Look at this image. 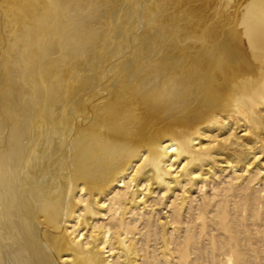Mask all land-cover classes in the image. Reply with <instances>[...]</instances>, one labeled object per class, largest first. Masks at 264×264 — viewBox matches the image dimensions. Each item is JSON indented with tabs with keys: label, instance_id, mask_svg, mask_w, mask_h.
<instances>
[{
	"label": "bare ground",
	"instance_id": "6f19581e",
	"mask_svg": "<svg viewBox=\"0 0 264 264\" xmlns=\"http://www.w3.org/2000/svg\"><path fill=\"white\" fill-rule=\"evenodd\" d=\"M62 1L63 14L83 5V0ZM204 5L182 12L173 46L158 47L156 36L162 38L167 29L154 30L149 41L138 39L130 54L106 71L88 65L94 55L86 46L89 30L77 23L63 26L65 52L46 79L33 75L39 91L31 98L18 93L15 73L27 62V72L34 74L33 67L54 52L51 35L34 39L35 31L28 30L11 36L0 97V264H106L100 242L87 247L65 228L75 211L73 191L89 196L87 225L100 197L141 156L146 155L144 166L135 174L155 181L159 166L176 157L188 164L189 156L199 155L192 149L205 128L224 126L235 113L255 112L264 99V0ZM55 11L48 9L45 21ZM96 82L102 92L94 84L83 93ZM221 150L216 153L230 162ZM101 236L97 231L95 240Z\"/></svg>",
	"mask_w": 264,
	"mask_h": 264
},
{
	"label": "rangeland",
	"instance_id": "374dc122",
	"mask_svg": "<svg viewBox=\"0 0 264 264\" xmlns=\"http://www.w3.org/2000/svg\"><path fill=\"white\" fill-rule=\"evenodd\" d=\"M32 1L36 0H0V97L4 68L10 65L12 35L28 30L35 31L31 33L34 39L48 36L46 32L51 35L54 52L41 59L38 68L33 67L34 74L27 72V62L20 63V71L15 73L18 93L31 98L39 91L34 89V80L38 76L46 79L50 69L55 68V59L65 52L60 36L63 26L77 23L89 30L86 46L94 55L88 65H99L106 71L109 65L126 58L139 44L138 39L140 43H145V38L149 41L154 30H168L162 38L156 36L158 47L173 46L178 20L186 8L204 3L208 9L215 2L83 0L82 6L63 14L62 0H37L35 6ZM16 5L24 9L17 10ZM53 8L54 18L48 16L50 21H45L48 9ZM44 24L48 25L47 31ZM94 84L95 91L102 92L101 84L96 82L87 84L83 93L91 91ZM228 117L224 126L205 128L204 134L198 136L199 143L192 151L199 155L189 156L188 164L186 159L176 157L166 162V169L165 165L159 166L155 181L147 182L135 174L136 168L141 170L144 166L146 155L141 156L132 170L100 197V208L92 211L87 225L83 224V217L89 196L76 188L72 193L75 211L64 224L67 232L87 247L100 242L106 264H264V99L255 112ZM217 150L225 152L230 162ZM242 155L243 161L239 159ZM99 230L103 236L95 240Z\"/></svg>",
	"mask_w": 264,
	"mask_h": 264
}]
</instances>
